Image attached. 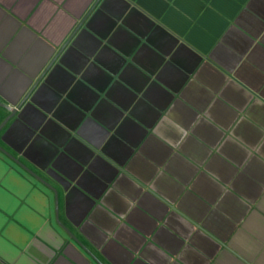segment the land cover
Returning a JSON list of instances; mask_svg holds the SVG:
<instances>
[{"label":"crops","instance_id":"0c3cea01","mask_svg":"<svg viewBox=\"0 0 264 264\" xmlns=\"http://www.w3.org/2000/svg\"><path fill=\"white\" fill-rule=\"evenodd\" d=\"M0 264H264V0H0Z\"/></svg>","mask_w":264,"mask_h":264},{"label":"water","instance_id":"95a60500","mask_svg":"<svg viewBox=\"0 0 264 264\" xmlns=\"http://www.w3.org/2000/svg\"><path fill=\"white\" fill-rule=\"evenodd\" d=\"M0 105L3 106V107H5V108H7V109H9V110L11 111V114L13 113L14 110H13L12 108H10L9 106L3 105V104H1V103H0ZM11 114H10V115H11ZM10 115H9V116H10ZM9 116H7V117H6V118L0 123V129H1V127L4 125V123L7 121V119L9 118Z\"/></svg>","mask_w":264,"mask_h":264}]
</instances>
